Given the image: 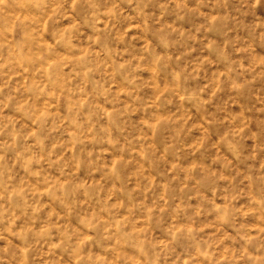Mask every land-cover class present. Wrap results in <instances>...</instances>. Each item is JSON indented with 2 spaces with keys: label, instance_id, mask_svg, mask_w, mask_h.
<instances>
[{
  "label": "clouds",
  "instance_id": "clouds-1",
  "mask_svg": "<svg viewBox=\"0 0 264 264\" xmlns=\"http://www.w3.org/2000/svg\"><path fill=\"white\" fill-rule=\"evenodd\" d=\"M0 264H264V0H0Z\"/></svg>",
  "mask_w": 264,
  "mask_h": 264
}]
</instances>
